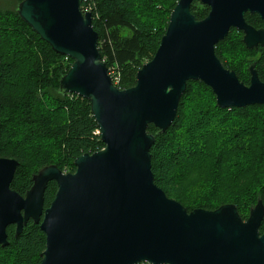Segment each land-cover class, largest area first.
<instances>
[{
  "label": "water",
  "instance_id": "95a60500",
  "mask_svg": "<svg viewBox=\"0 0 264 264\" xmlns=\"http://www.w3.org/2000/svg\"><path fill=\"white\" fill-rule=\"evenodd\" d=\"M81 1L23 0L16 10L54 52L73 61L60 92L90 103L104 148L77 157L74 173L42 168L25 196L11 188L18 161L0 158V246H8L10 226L19 236L32 221L46 237L40 264H264L263 202L246 220L232 204L188 211L155 184L156 136L148 131L173 125L191 81L208 86L221 109L264 105L254 65L246 85L216 55L232 29L247 49L264 48V28L245 19L258 15L264 23V0H179L153 59L127 90L115 85ZM194 2L209 7L204 19L191 12ZM50 182L57 191L44 209Z\"/></svg>",
  "mask_w": 264,
  "mask_h": 264
},
{
  "label": "trees",
  "instance_id": "16d2710c",
  "mask_svg": "<svg viewBox=\"0 0 264 264\" xmlns=\"http://www.w3.org/2000/svg\"><path fill=\"white\" fill-rule=\"evenodd\" d=\"M14 1L15 8H0V158L18 161L11 188L25 196L33 185V176L42 168L55 165L64 173H74L77 157L98 152L104 145L90 103L76 95L60 92V79L73 61L54 52L41 40L17 13V4L23 0ZM178 1H81V9L91 5L101 57L117 88L127 90L136 85L137 73L157 52ZM209 10L198 2L191 7L197 20L204 19ZM245 19L255 29L264 27L258 15L246 14ZM216 55L244 84L250 83L252 65L264 83V48L247 49L241 32L230 30L217 45ZM194 107L200 114L196 119L199 125H196L195 136L189 138L192 141L189 147L183 149L180 145H173L171 139L177 128H183L188 109L191 113L196 111ZM257 122L260 127L255 126ZM234 128L240 132L231 134L227 143L216 152L214 194L221 188L223 175L220 170L224 162L248 147L249 140L248 151L259 150L260 169L264 173V105L221 109L208 86L200 81L189 82L173 125L165 133H159L153 125L148 129L156 136L150 150L155 184L188 211L199 208L215 210L232 204L246 220L259 199L264 205V183L248 205L247 214L234 199L222 202L221 197H216L219 199L188 207L178 197L170 196L176 190L174 171L199 163L204 159L205 148L218 139L222 140L227 131ZM243 138H247L246 143H242ZM32 157L35 159L33 165ZM56 191V183L50 182L45 192L44 209L49 207ZM260 232H264V221ZM7 235L8 246H0V264H40L46 249V237L39 225L30 221L19 236H16L15 226H10Z\"/></svg>",
  "mask_w": 264,
  "mask_h": 264
},
{
  "label": "rangeland",
  "instance_id": "374dc122",
  "mask_svg": "<svg viewBox=\"0 0 264 264\" xmlns=\"http://www.w3.org/2000/svg\"><path fill=\"white\" fill-rule=\"evenodd\" d=\"M15 7L14 0H0V8L13 9ZM190 108L183 128H177V132L171 139L173 145H180L183 149L189 147V143L192 142L189 138L195 136L196 125H199L196 123V119L200 117V114L197 112L196 107H194L196 111L193 113H191ZM206 124V121L203 122L204 126ZM255 126L260 127L258 122ZM239 132L238 128L230 129L222 140L218 139L214 144L211 143L205 148L204 159L199 163L189 165L185 170L174 171L176 190L170 193L171 198L178 197L188 207H195L198 204L220 197L222 202L234 199L242 207L244 214H247L248 205H250L254 195L259 192L264 183V173H261L260 169L261 156L259 150L258 152L256 150L248 151L251 140L248 141V147L242 149L240 154H235L226 159L220 170L223 175L220 191H217L218 194L212 192L216 183L215 175L217 174L216 152L220 150L222 145L227 143L231 134L236 135ZM243 139L244 142L242 143H246L247 138ZM34 162L35 159L32 157L31 164L33 165Z\"/></svg>",
  "mask_w": 264,
  "mask_h": 264
},
{
  "label": "built area",
  "instance_id": "2783aa9c",
  "mask_svg": "<svg viewBox=\"0 0 264 264\" xmlns=\"http://www.w3.org/2000/svg\"><path fill=\"white\" fill-rule=\"evenodd\" d=\"M83 1H87V0H83ZM82 10V12L83 13H88V12H92V8H91V5H85L84 7H83V9H81Z\"/></svg>",
  "mask_w": 264,
  "mask_h": 264
},
{
  "label": "flooded vegetation",
  "instance_id": "af4514ba",
  "mask_svg": "<svg viewBox=\"0 0 264 264\" xmlns=\"http://www.w3.org/2000/svg\"><path fill=\"white\" fill-rule=\"evenodd\" d=\"M262 28H264V27H262ZM262 28H261V29H262Z\"/></svg>",
  "mask_w": 264,
  "mask_h": 264
}]
</instances>
